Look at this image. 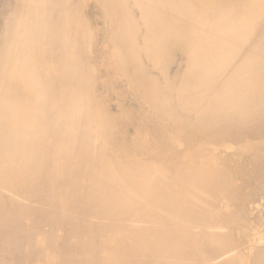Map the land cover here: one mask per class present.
Wrapping results in <instances>:
<instances>
[{
  "label": "bare ground",
  "instance_id": "bare-ground-1",
  "mask_svg": "<svg viewBox=\"0 0 264 264\" xmlns=\"http://www.w3.org/2000/svg\"><path fill=\"white\" fill-rule=\"evenodd\" d=\"M0 264H264V0H0Z\"/></svg>",
  "mask_w": 264,
  "mask_h": 264
}]
</instances>
